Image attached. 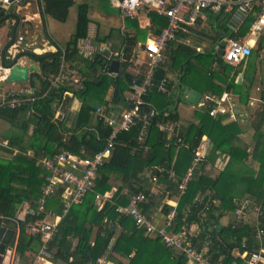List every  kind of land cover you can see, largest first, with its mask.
Listing matches in <instances>:
<instances>
[{"label":"trees","instance_id":"trees-1","mask_svg":"<svg viewBox=\"0 0 264 264\" xmlns=\"http://www.w3.org/2000/svg\"><path fill=\"white\" fill-rule=\"evenodd\" d=\"M72 5L73 0H44V16H50L60 21L65 20L68 15V10ZM149 18L151 21V27L149 29H141L138 24H135L136 35L132 41L128 42L130 46L136 43L139 38L146 41L150 33L152 35L160 34L168 25L167 19L157 13H151ZM88 22L87 11L83 7L80 12L74 42L66 46L65 49V59L68 62L72 61L77 55V40L86 38ZM262 49L264 47H261ZM172 52L173 57H171L174 58V67L176 69L182 67L183 77L181 80L184 84L186 82V76H184L187 73L186 69H190V62L188 63L187 61H191V59L195 58V55L186 56L182 52L175 50H172ZM61 56L62 50H58L55 54L42 56L32 54L33 59L44 64L45 72L52 76H57L59 73L62 60ZM90 61L92 65L91 69L96 65H99L100 68H105L109 63L106 55H97ZM126 66H124V69ZM124 69L120 75L128 80V82L130 81L132 85V77L126 74ZM162 72L161 77L163 78L166 72ZM38 79L41 82L38 89L40 96L50 89V92L46 96L34 102L27 103L17 110L1 109L2 114H9V116H17L27 110L30 111L27 122L34 125L33 134L30 137L35 145L33 148L38 149V151L48 152L52 151L53 148L57 151L68 148L69 146L71 148L68 149L79 152L78 146L82 143L85 146V154L88 156H93L97 152L104 150L107 139L112 132V127H105L102 121H97L96 132L86 130L79 137L73 136L70 138L69 145L62 140L60 133L61 131L69 130L76 132L81 128L85 129L92 126L91 113L96 108L86 100L88 83L86 82L83 89L75 93L76 97L81 99L82 106L77 115L75 125L71 128L67 117L63 120H56L55 114L51 110L53 101L61 98L64 88H54L47 76H39L37 73L31 75V86L35 87L36 80ZM158 83L157 81L154 82V86L144 98L147 103H154L156 111L150 126L147 128L144 141L139 140L143 130L142 123H138L136 126L122 131L117 135L111 157L98 170L95 192L88 193L81 203L74 204L70 208L68 214L63 217L58 226V233L48 245V251L52 255L55 263L96 264L98 259L108 250L129 259L133 250H136V254L130 260L129 264H154L148 260L151 259V254L153 255L155 247L158 248L160 257L158 258V264H185L184 258L176 251L167 248L158 238H145L143 231L136 227L131 217L120 215L116 211L117 206H125L129 203V200L121 196L123 190L121 186L117 187L116 194L110 202L105 204L102 210H98L94 201L96 193L104 194L106 191L112 189L111 180L113 177L122 176L125 182L128 179L139 182L143 180L140 174L146 168L155 167L156 165H163L167 170H175L177 180H171L168 173L161 174L157 170H153V173L159 177V182L166 183L164 187L170 195H179L178 188L182 184L187 170L191 168L195 157V150L199 148L204 136L209 137L211 149L201 162L199 170L194 171L192 174V178L186 185L185 192L183 194L180 193L177 229L182 227L183 219H186L188 224H197L202 231V237L205 240L210 239L212 241L209 252L213 255V258L216 260L218 257L224 255V264H232L236 261L233 256V251L237 248L241 249V251L247 250L250 253H258L262 248L264 249V236L262 240H259L256 237L257 229L255 227L240 224L235 229H232V224H229L227 227L219 228L217 226L219 220L215 214L216 204L206 209V203L209 199L219 201L223 210L233 208V200L235 198H241L245 194H249L258 201L264 199V131L260 129L261 126H257L256 130L257 145L253 159L259 163V170L255 172L245 164L248 158L245 146L236 143L239 140L238 134L240 133L237 124L223 125V117L213 119L208 114V110H197L194 118L199 123H191L185 134H182L187 148L180 151L176 164L172 166L177 147L175 145L176 138L173 137L170 141H167L166 134L159 130L158 124L170 120H178L179 114L175 108L176 103L173 97H167L158 93ZM238 87L239 85L237 84L232 85L234 92ZM121 89L124 90L123 87L119 86L115 90L116 102L119 105L123 103L122 95L120 94ZM243 95H240V100L247 103L249 96ZM156 101L158 104H155ZM259 118L261 121L264 120V108L258 112L256 119ZM28 129L29 126L26 128V132ZM17 141L15 140L16 146L24 149V146L20 143L22 141L21 138H19L18 143ZM50 143H54L53 145L55 146L50 147ZM222 154L228 155L230 158L225 169L216 178L208 177L204 173L206 166L214 163ZM17 159L20 160L22 158L18 157ZM17 159L11 163H0V218L3 217L5 223L13 225L14 228L17 225L12 223L13 221L11 222V220L16 218L15 216L19 206L24 201L33 202L41 196V190L39 189L37 191V187L31 185H27L26 187L22 186L26 184L25 180L27 181L28 178L34 177L36 171L41 172L39 167L34 164L26 166L21 162L18 163ZM42 175L43 181L45 182V173H42ZM15 181H20L22 185H13ZM139 189L135 190L132 188V194L140 192L143 188L140 187ZM145 193L147 196H150V191L145 190ZM199 194L204 195L205 200L202 204L196 205L194 204V199ZM60 195L61 190L47 200V211L61 214L63 201ZM187 205L191 209L190 212L184 214V208ZM148 208L149 206L146 205L144 210L146 211ZM46 216L47 213H41L39 216H27L25 221L19 222V238L16 245V253L20 258H24L26 252L29 250H37L38 253L40 252L42 245L41 237L28 234L26 232V225L37 220H44ZM0 222H3V219H0ZM93 227L98 228V235L95 243L91 244L90 235ZM118 227L120 228V233L116 237L113 246L110 247L111 242L116 236ZM261 227L264 229V218L262 219ZM129 232L132 235H129ZM74 240H77L75 247ZM243 244H245L244 248H242ZM166 255L168 256L167 262L165 261ZM236 262L237 264H245L244 260L240 259H237ZM118 264L122 263L119 262Z\"/></svg>","mask_w":264,"mask_h":264},{"label":"crops","instance_id":"crops-1","mask_svg":"<svg viewBox=\"0 0 264 264\" xmlns=\"http://www.w3.org/2000/svg\"><path fill=\"white\" fill-rule=\"evenodd\" d=\"M105 3L109 5L111 11L117 12V14L115 12L116 16L115 14L108 12L109 10L106 8ZM83 7L87 11V17L89 20L87 26V36L86 38H80L77 40V55L72 59V61L68 62L66 60V62L69 67L77 70L82 75V77L85 79V83H88V95L86 96V100L96 109L91 113V127L85 129L81 128L76 132L70 130L60 132L62 135V140L66 142L67 145H69L71 137H79L86 130H92L96 132L97 121H102L105 127H109L102 119L99 118V116L95 114V111L98 108H103L107 118L114 121L118 120L121 116V113L128 109L129 104L134 98V90L130 81L128 82V80L120 75L124 69V66L127 65L124 70L126 74L132 77V83L134 80L142 83L145 80L149 69V61L147 59L144 45L146 41L139 38L132 46H130L128 42L135 38V24H138L141 29H149L151 27L149 15L154 12L149 14H141L136 18H122L120 11L115 8L109 0H73V5L69 8L66 19L60 21L50 16H44V0H42V4L39 3L38 0H23L20 6L14 5L9 10L5 11V14H9L12 17L0 26V48L12 39L13 30L15 26H17V36L15 43H17L19 36H24L25 41L22 42L20 46L21 48L29 51L26 53L35 54L38 56L55 54L58 52V50H65L66 46L74 42V36L77 33L80 12ZM197 18L198 19L194 27L190 26L186 33L181 32L176 34V39L171 41L170 44L163 49V61L156 68L153 80L154 82H160L162 79L167 78L170 81L171 96L169 97H173L176 103L175 108L178 111L179 119L174 121H178L180 124L179 135L182 139V134H185L191 123H199V121L194 118L195 112H197V110L206 109L196 108L194 105L188 102L187 96L184 94L185 87L200 92V99L208 95L219 98L223 93H229L235 106L234 110L224 116L212 118L218 119L223 117V125L232 123L237 124L238 128L240 129V133L238 134L239 140L236 143L245 146L248 153V158L245 164L257 172L259 170V163L255 162L253 159L254 151L257 145V126H261L260 129L264 131V120L261 121L260 118L256 119L258 112L264 108V49L261 50V47H264V31L256 35L250 34V27L255 21V15L251 14L242 27L240 36L244 37L249 45L252 46V55L245 62L239 64L236 67H231L222 61L220 54V50L222 48L218 47L224 44V38L230 33L226 26V15L214 14L211 12H201ZM150 36H152L151 33L148 35V37ZM13 48L14 47L11 46L9 52L13 53ZM104 48L108 49L102 51ZM33 49L38 50V53H32ZM172 50L182 52L186 56L195 55V58H198L195 59L194 64V58L191 59V61H187L188 63L190 62V69H186L187 73L184 75L186 76V82L184 84L181 80L183 77L182 67L179 69L174 67L175 62H173L174 58H172ZM113 52H120L119 57L113 56ZM97 55H106L107 61L109 62L108 66L105 68H100L99 65H96L93 69H91L92 65L90 60L94 59V57ZM115 60L120 63L119 71L118 73H111L109 72V69L111 63ZM20 62L27 65L37 64L40 69V71L37 72L39 76H50L55 78L53 81L50 79V77H48L52 82V86L56 89H59L60 87L63 88V86H60V84L56 81V76L47 74L45 72L44 64L34 60L32 56L22 57ZM41 67H43V69H41ZM162 71L166 72V75L163 78L161 77L163 73ZM3 78L4 74H0V81ZM30 81L31 78L28 83L4 84L1 89L3 92L16 91L24 87L31 86ZM154 82L152 87L154 86ZM105 83H108V88L105 86ZM233 84L239 85L235 92L234 88H232ZM35 85L36 89H39V86L41 85L39 79L36 80ZM181 85L183 86L182 89H180ZM119 86L124 88V90L121 89L120 91L123 100L122 105H119L116 102L115 90ZM94 91H105V95L103 97H94ZM158 93L160 92L158 91ZM243 94L249 96L247 103L240 100V95ZM183 100H185V102L189 105L188 108H190L191 113H189L188 108L182 103ZM155 104H158L157 101ZM81 106V99L76 97L75 93L67 92L64 88L61 98H57L55 101H53L51 110L54 112L56 120H63L67 117L70 127L73 128ZM147 108H152L155 110L154 103H148ZM29 116V110L22 112L17 116H9V114H2L0 109V163H11L20 157L22 159H17L18 163L21 162L26 166L34 164L39 167L41 172L36 171L34 177L28 178L27 181L25 180L26 184L22 185L20 181H15V183L13 182V185L16 186L22 185L26 187L27 185H31L37 187L38 191L39 189L42 190V187L45 184L42 178V173L45 172L39 165V159L44 151H38V149L33 148L35 145L33 144V141L30 137L33 134L34 125L27 122ZM27 126H29V129L26 132ZM19 138L22 140L20 143L22 146H24V149H20L19 146H16L15 140H18V143ZM144 138L142 141H144ZM170 140L167 139V141ZM206 140H208L209 145L205 157L211 149V141L208 136H204L201 143ZM53 144L50 143L49 146L54 147L55 145ZM175 145L177 147L173 157L172 166L176 164L180 151H182L184 148H187V145L178 146L176 142ZM78 147L79 152L83 151L86 153L85 146L82 143H80ZM68 148L71 147L68 146ZM54 151H56L55 148H53L52 151H48V153H52ZM229 159L230 158L228 155H220L214 163H210L206 166V171L204 173L210 178L218 177L225 169ZM159 166L163 165H156L155 167L146 168L145 171L140 174V177L143 180L139 182L134 180L132 181L130 179L126 180L127 182H125L122 179V176L113 177L111 180L112 189L102 194L105 199L100 204H98L95 199V206L99 211L102 210L105 204L110 202L116 194L117 187L121 186L123 188L121 196H123L126 200H130L132 188L137 190L141 187L143 189L140 192H145V190L150 191L148 203L142 205L143 213L157 226L164 225L166 216L169 213V208L171 210L172 208L176 207L178 212L179 202L183 192L178 188V191L181 194L179 193V195H170V193L165 190L164 186L166 183H161L158 181V184L155 185L152 182V178L155 176L153 170H157ZM192 168L193 163L191 168L187 170L185 178ZM197 170H199V167L196 169V171ZM171 172H173L175 175L174 180H177L175 170L172 169ZM169 178L173 180L171 175H169ZM199 196L202 195L199 194L196 196V198ZM243 197L235 198L234 200L250 198L255 200L257 203L264 204V199L258 201L256 198L250 195L244 198ZM60 198L62 201H64L62 192ZM37 201V198L33 202L24 201L19 206L15 219H18L19 217V219H21L20 222L25 221L27 217L26 211L29 210L30 207L34 208L37 204ZM146 205H148L149 208L145 211L144 208ZM166 206H168V208H166ZM187 206L184 208V214ZM216 206L215 214L219 220L217 224L219 228L227 227L229 224H233L236 221V217L233 214V208H230L229 210H223L219 201H217ZM43 213H47V216L44 220L48 221H52L55 219V216L61 215L47 211V208ZM61 220L59 221V224ZM255 221L256 216L254 213H252L250 223L255 226ZM4 225L9 229L14 230L15 235L9 246L11 247V250L7 251L1 264H66L63 262L55 263L53 258L47 259L41 256L37 250H29L26 252L24 258H20L16 253V245L19 238V225L16 228H14L13 225L7 224L5 222ZM189 231L193 236L196 246L203 249L205 247L206 240L202 237V231L199 226L195 223L189 224ZM119 233L120 228L118 227L116 230V236L111 242L110 247L113 246ZM97 235L98 228L93 227L90 235L91 244L95 243ZM129 235H132V233L129 232ZM149 238L156 239L152 237ZM76 245L77 240H74V247ZM261 250L263 251L262 254L264 258V249L262 248ZM135 254L136 250H133V252L130 254V258L128 259L108 250L98 259L96 264H118L119 262L122 264H129L130 260L135 256ZM158 258H160L158 254V248L154 247V253L153 255L151 254V259L148 261L158 264ZM165 261H168L167 255L165 257ZM260 263L264 264V259ZM185 264H187L186 261Z\"/></svg>","mask_w":264,"mask_h":264},{"label":"built area","instance_id":"built-area-1","mask_svg":"<svg viewBox=\"0 0 264 264\" xmlns=\"http://www.w3.org/2000/svg\"><path fill=\"white\" fill-rule=\"evenodd\" d=\"M42 4V0H38ZM111 4L120 11L122 18H136L141 14L157 13L168 20V26L158 35H152L145 42V51L147 54L149 69L145 80L142 83L136 80L132 83L134 90V98L129 104V108L121 113L118 120H110L107 118L103 108H98L95 114L112 127V132L107 139L104 150L97 152L93 156L86 155L83 151L74 152L68 148L57 150L53 153L43 152L39 165L46 173L45 184L41 190L36 206L26 211L27 216H38L46 211L47 200L53 197L57 191L61 190L63 195V209L59 216H55L52 221L37 220L28 223L26 230L33 236H40L42 245L40 255L52 259V255L48 251V245L58 233L59 221L68 214L70 208L74 204H79L84 197L91 192H95L96 179L98 170L111 157L115 147L117 135L129 128L136 126L138 123L143 124L140 141L147 134V128L150 126L156 111L147 108L148 103L145 97L153 85V77L156 68L162 63V52L168 43L176 39V34L186 33L188 28L194 27L197 17L201 12H211L214 14H225L227 17L226 26L231 36L224 38V44L221 47L222 61L231 67H236L245 62L252 55V46L249 45L244 37L240 36V31L246 20L251 14L255 15V21L250 27V34L256 35L264 31V0H109ZM23 0H0V7L4 11L9 10L12 6H20ZM25 41L24 36H19L17 43L13 44V55L29 52L21 48L20 44ZM108 48L102 49V51ZM32 53H38L33 49ZM65 50L62 49L61 64L56 81L63 86L67 92L76 93L83 89L85 79L75 69L67 65L65 59ZM115 57H119L120 52H113ZM5 80V77L2 79ZM1 80V81H2ZM0 87V109L17 110L23 105L34 102L39 98L47 95L49 90L39 95V90L35 87L27 86L22 89L3 92ZM158 91L169 97L171 96L170 81L167 78L162 79L158 84ZM196 108H206L208 114L216 118L224 116L234 110L235 106L232 97L225 92L221 97L205 96L199 100ZM161 132L165 133L167 139L176 138L178 146H186L184 140L179 135L180 124L178 121L170 120L158 124ZM208 140L203 141L199 148L195 150L193 168L187 177L182 181L179 190L184 193L185 186L191 179L192 174L201 162L204 160L208 150ZM157 171L161 174L168 173L174 180L175 175L171 170H167L165 166H159ZM159 177L155 175L152 182L158 184ZM96 202L100 204L105 197L96 193ZM148 196L145 192L132 194L128 205L117 206L116 211L123 216L131 217L136 227L143 231V235L147 238H158L169 249L176 251L184 258L187 264H224L225 256L222 255L218 259H214L209 252L212 241L206 240L203 249L196 246L192 234L189 231V224L183 219V225L177 229V209L172 208L166 216L164 225L157 226L151 219L147 218L142 211V205L148 203ZM205 196H199L194 204H202ZM217 204V201L209 199L206 203V209L209 206ZM233 214L236 221L231 225L235 229L238 225L254 226L250 223L252 213L256 216L255 228L257 229L256 237L262 240L264 229L262 219L264 218V204L257 203L250 198L242 200H234ZM191 207L187 206L185 214L190 212ZM3 221L5 222L4 218ZM17 226L21 219H12ZM0 222V226L4 225ZM245 247L243 244L242 248ZM262 250L250 253L247 250L241 251L237 248L233 251L236 259L244 260L245 264H258L264 258ZM234 261L232 264H237Z\"/></svg>","mask_w":264,"mask_h":264},{"label":"water","instance_id":"water-1","mask_svg":"<svg viewBox=\"0 0 264 264\" xmlns=\"http://www.w3.org/2000/svg\"><path fill=\"white\" fill-rule=\"evenodd\" d=\"M12 16L5 14V11L0 7V26L8 21ZM18 25V24H17ZM16 31L17 26L13 30L12 39L7 42L4 46L0 48V74H4L5 80L0 81V87L4 84L10 83H28L31 75L40 71L37 64H22L20 59L22 57L32 56L31 53H20L12 55L13 53L9 52V49L16 41ZM230 32L228 36H231ZM14 52V48L12 49ZM220 54H223V50H220ZM120 63L115 60L111 63L109 72L118 73ZM43 69V67H41ZM50 77V76H48ZM51 80L55 78L50 77ZM183 86H180L182 89ZM184 94L187 96V100L194 106H197L201 97V93L196 90H191L188 87L184 88ZM15 231L9 229L5 225L0 226V262H2L3 257L6 255L7 251L11 250L10 244L14 238Z\"/></svg>","mask_w":264,"mask_h":264},{"label":"rangeland","instance_id":"rangeland-1","mask_svg":"<svg viewBox=\"0 0 264 264\" xmlns=\"http://www.w3.org/2000/svg\"><path fill=\"white\" fill-rule=\"evenodd\" d=\"M105 6H106V8L109 10L108 12L109 13H112V14H115V12H113V11H111L110 10V8H109V5L107 4V3H105ZM116 14H117V12H116ZM116 14H115V16H116ZM208 45H209V43H208ZM195 59H198V58H194V60H193V64H194V61H195ZM105 86L108 88V83H105ZM105 95V91H103V92H98V91H94L93 92V96L94 97H103ZM183 104H184V106H186L187 108L189 107V105L185 102V100H183V102H182ZM188 110H189V113H191V110H190V108H188ZM244 197H246V196H249V194H245V195H243ZM242 196V197H243ZM243 197V198H244Z\"/></svg>","mask_w":264,"mask_h":264},{"label":"bare ground","instance_id":"bare-ground-1","mask_svg":"<svg viewBox=\"0 0 264 264\" xmlns=\"http://www.w3.org/2000/svg\"><path fill=\"white\" fill-rule=\"evenodd\" d=\"M40 253V252H39Z\"/></svg>","mask_w":264,"mask_h":264}]
</instances>
